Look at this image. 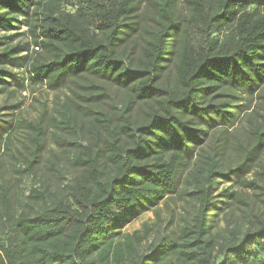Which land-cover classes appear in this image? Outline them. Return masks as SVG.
<instances>
[{"label":"trees","instance_id":"16d2710c","mask_svg":"<svg viewBox=\"0 0 264 264\" xmlns=\"http://www.w3.org/2000/svg\"><path fill=\"white\" fill-rule=\"evenodd\" d=\"M139 7L130 64L118 46ZM86 72L128 87L141 122L124 108L96 149L77 146L64 195L31 185L17 212L14 181L33 177L47 126L9 100ZM0 94V264H264V0H0ZM172 197L174 223L155 212V235L124 233Z\"/></svg>","mask_w":264,"mask_h":264},{"label":"rangeland","instance_id":"374dc122","mask_svg":"<svg viewBox=\"0 0 264 264\" xmlns=\"http://www.w3.org/2000/svg\"><path fill=\"white\" fill-rule=\"evenodd\" d=\"M139 15L140 7L136 10L135 15L127 20V27L123 31L121 43L118 46L119 55H123L130 64H135L141 55L143 41L141 30L144 25ZM34 50L38 49L32 47L31 58L38 57L40 60L50 58L47 53ZM24 76L27 78L26 70ZM90 85L96 86L99 90H86ZM27 86L28 91L21 95L16 94L9 101L22 103L17 112H20L23 119L29 122H37L42 119L47 129L43 138L42 156L34 170L33 177L22 176L14 181L17 189L15 201L17 212L26 210L25 205L28 203L26 196L31 185L44 189L50 198H60L64 195L65 186L78 176L81 169L73 162L77 146L90 144L92 148H95L96 142L101 144L106 134V122L112 120L115 125L119 112L124 108L128 107L132 126L141 122L143 111V104L132 97L128 87L89 72L70 76L64 85L55 90L45 89L44 85L34 84L30 81H27ZM39 86H43V88L39 90ZM31 89H35L36 92L31 93ZM90 93L99 94L100 99L86 100L90 97ZM4 99L5 94H0V103ZM64 119L67 122L66 125H63ZM16 135L17 141L14 142V146L21 149L22 146L18 141L20 143L22 141L26 147V133L19 131ZM122 141H125L124 137ZM9 159L14 162L12 158H7L8 161ZM7 165L8 163L5 164V166ZM189 166V164H185L183 174L186 173ZM182 204L176 197H172L165 204L159 202L156 207H151L135 217L123 231L132 233L140 229L143 223H149L152 227L151 237L158 230L155 212L160 214L162 225H167L168 222L174 223ZM29 207L36 208L32 204ZM145 245L146 243L143 244V247Z\"/></svg>","mask_w":264,"mask_h":264}]
</instances>
